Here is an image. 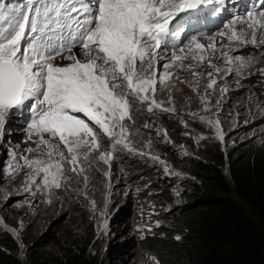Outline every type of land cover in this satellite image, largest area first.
<instances>
[{"label":"snow or ice","instance_id":"1","mask_svg":"<svg viewBox=\"0 0 264 264\" xmlns=\"http://www.w3.org/2000/svg\"><path fill=\"white\" fill-rule=\"evenodd\" d=\"M229 3L0 0V141L11 115L19 118L25 142L34 145L23 153L8 150L12 163L0 167V177H6L0 179V187L22 178L15 189L0 192L4 205L11 206L15 195L19 198L16 203L27 202L29 208L55 201L63 207L61 193H67L68 199L87 202L95 226H103L100 235L114 237L107 224L114 187L113 161L120 153L147 157L162 165L166 176L181 175L152 152L151 138L142 141L141 148L136 147L133 136L141 130L137 128L133 133L134 110L181 116L185 129L190 124L184 117H189L214 129L215 138L224 142L219 113H212L211 94L222 84L219 91L222 97L227 95L229 79L234 78L237 91L250 75L264 79V67L252 71L256 63L264 61V0H250L243 13L230 14L221 21L219 27L223 30L210 35L207 43L196 34L180 45H170L169 41L176 33L186 31L182 14L210 4L205 15L212 18L228 11ZM249 45L257 50L254 54L239 51ZM182 71L191 74V81L181 77ZM202 79H206L203 93ZM184 84L196 93L200 110L181 113L176 108L173 92ZM164 92L166 99L158 95ZM258 99L260 110H264V95ZM254 106L250 100L249 110ZM143 128L150 129V123L145 122ZM7 131L10 136L13 130ZM155 131L168 139L166 129ZM184 135L193 134L186 131ZM206 138L195 137L197 142ZM101 164L106 166L102 172L98 167ZM93 170L104 177L100 203L88 191ZM122 194L128 196L129 191ZM175 194L179 196L180 192ZM20 223L22 226L23 221ZM0 227L19 239V230L6 227L2 217ZM137 231H151V225ZM149 256V264H160L158 258Z\"/></svg>","mask_w":264,"mask_h":264},{"label":"rangeland","instance_id":"2","mask_svg":"<svg viewBox=\"0 0 264 264\" xmlns=\"http://www.w3.org/2000/svg\"><path fill=\"white\" fill-rule=\"evenodd\" d=\"M236 12L239 11H233V14ZM195 17L198 23L201 22L202 15ZM228 17L229 15L225 17V20ZM216 34L217 32H213L210 35L215 36ZM208 38H204L203 43H207ZM256 51L249 45L240 52L254 54ZM256 59L259 60V57ZM259 67H264V61L256 63L252 71L255 72V68ZM180 75L189 81L192 79L189 72L182 71ZM205 83L206 79L200 81L201 93H203ZM227 83L230 85V91L227 95L222 97L219 91V88L223 86L222 84H218L216 90L211 94L212 113L213 115L219 113L221 126L225 133L224 142L215 138L214 129H210L198 121L193 122L189 117H184L188 119L190 124L189 129H185L181 123V116L158 110L153 114L147 113L144 109L134 110L133 133L137 128L141 130L133 136L136 147L141 148L142 141L151 138L153 142L152 152L166 161L173 172H179L181 175L179 177L166 176L162 165L147 157L128 155L127 153L119 154V157L113 161L114 187L112 204L110 205L111 214L107 224L108 231L114 233V237L107 234L100 235L103 226L101 228L95 226L96 222L90 217L87 202L82 198L68 199L67 193H61L63 207H61L60 201H55L51 205L41 202L35 208H29L27 202L16 203L15 201L19 198L15 195L11 206H5L3 200L0 199V217L5 220L6 227L19 230V239L12 232L5 230L4 227H0V235L3 233L10 234L15 239L18 254L22 259H25L27 249H33L35 252H48L58 242H62L68 237L80 236L81 232L86 230L91 236V250H97L103 254V263L149 264V254L152 257L155 255L153 250L144 242L147 239L146 236L153 232L157 221L160 224L165 223V225L171 226L173 215L170 212L167 214V211L180 205L179 201L183 192L189 190L192 182L196 181L191 175L182 172L175 166L173 155L184 158V162L188 160L186 157L191 152L206 143L216 142L225 152L227 148L235 145L241 139L264 137V123H261V119L264 118V110H260L261 101L258 99L259 96L264 95V79L259 75H250L248 79L243 81L242 87L238 91L235 90L234 79H229ZM158 95L162 99L167 98V92L158 93ZM173 98L176 108L181 113L188 109L200 110L199 99L188 84L179 86L173 92ZM218 100L220 104L215 103ZM250 100L255 106L249 110ZM163 117L169 118L168 128L163 122ZM245 120H250L253 123L245 125ZM145 122L150 123V129L143 128ZM16 123V119L9 118L5 134L7 128H11L13 140L10 141L6 135L4 140L9 142L10 146L16 149L18 153H23L26 148L34 147V145L25 142L27 137L20 128L14 129ZM156 129H160L161 132L166 129L168 139L165 140L161 136H157ZM186 131L193 135L191 137L184 135ZM197 135H203L207 138L197 142L195 139ZM2 145L3 142L0 141V148ZM197 152L191 156H198ZM4 166L0 161V167ZM98 167L102 172L106 166L101 164ZM223 171L227 173L225 165ZM89 175L91 178L89 194L100 203L104 198V177L96 170L91 171ZM139 177L143 178L140 179ZM21 178L17 177L12 183L0 187V192L15 189L21 183ZM0 179H6V177H0ZM117 180L119 182H116ZM145 184H148L149 187L145 188ZM137 188H140L139 192L135 191ZM124 191H129V195L124 196L122 194ZM177 191L180 192L179 196L175 194ZM37 199L42 200L41 197H37ZM152 206L155 207V213L150 214ZM21 221H23L22 226ZM146 225H151V231H137L138 228L143 229ZM141 236L144 238L142 239ZM160 264H162L161 261Z\"/></svg>","mask_w":264,"mask_h":264},{"label":"trees","instance_id":"3","mask_svg":"<svg viewBox=\"0 0 264 264\" xmlns=\"http://www.w3.org/2000/svg\"><path fill=\"white\" fill-rule=\"evenodd\" d=\"M194 152L184 162L173 155L175 166L196 181L167 212L171 226L161 223L144 242L162 264H264V137L241 139L225 152L216 142ZM90 238L84 230L48 252L27 249L22 259L15 239L3 233L0 264H105Z\"/></svg>","mask_w":264,"mask_h":264},{"label":"clouds","instance_id":"4","mask_svg":"<svg viewBox=\"0 0 264 264\" xmlns=\"http://www.w3.org/2000/svg\"><path fill=\"white\" fill-rule=\"evenodd\" d=\"M245 48H243V49H240L239 51H243ZM256 50V49H255ZM234 79V78H233ZM10 117H12V118H14V119H16L17 120V123H16V126L14 127V129H19V128H21V124H20V122H19V120L16 118V117H13V116H9V118ZM167 127V126H166ZM9 128V127H8ZM7 128V129H8ZM11 140H13V137H11V139H10V141ZM2 142H4V143H7V141H5L4 139L2 140ZM9 143V142H8ZM10 145V144H9ZM9 149H14V148H12L11 146L10 147H7V145H2V147L0 148V161H1V163L3 164V165H8V164H10L12 161H11V158H10V156L8 155V150ZM120 154H125V153H120ZM176 209V208H175ZM171 210H173V209H170V210H168V211H171ZM167 211V212H168ZM146 216H148V215H146ZM157 227L155 226V228H154V230L153 231H155V229H156Z\"/></svg>","mask_w":264,"mask_h":264}]
</instances>
